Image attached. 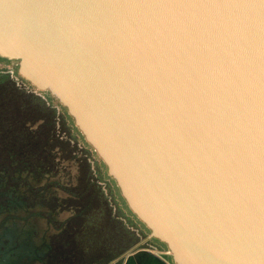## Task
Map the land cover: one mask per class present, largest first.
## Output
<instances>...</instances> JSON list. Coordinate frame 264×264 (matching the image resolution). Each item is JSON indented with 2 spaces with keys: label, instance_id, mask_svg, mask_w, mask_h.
I'll return each mask as SVG.
<instances>
[{
  "label": "water",
  "instance_id": "95a60500",
  "mask_svg": "<svg viewBox=\"0 0 264 264\" xmlns=\"http://www.w3.org/2000/svg\"><path fill=\"white\" fill-rule=\"evenodd\" d=\"M0 59L173 264H264V0H0Z\"/></svg>",
  "mask_w": 264,
  "mask_h": 264
},
{
  "label": "rangeland",
  "instance_id": "374dc122",
  "mask_svg": "<svg viewBox=\"0 0 264 264\" xmlns=\"http://www.w3.org/2000/svg\"><path fill=\"white\" fill-rule=\"evenodd\" d=\"M5 79L22 96L0 85V236L9 245L0 261L122 264L128 253L152 249L169 262L66 111L0 59V82ZM44 107L59 119L52 143L42 133ZM24 123L26 131L19 127Z\"/></svg>",
  "mask_w": 264,
  "mask_h": 264
},
{
  "label": "trees",
  "instance_id": "16d2710c",
  "mask_svg": "<svg viewBox=\"0 0 264 264\" xmlns=\"http://www.w3.org/2000/svg\"><path fill=\"white\" fill-rule=\"evenodd\" d=\"M0 85H2L3 87L5 86L6 88H8V92L11 96L13 97H17V98H21V93L18 91V89L14 88L12 85V83L5 79L2 82H0ZM0 105H4V103H1ZM44 105V104H43ZM45 109V116L43 117V123L46 124V128L44 130H42L43 135L47 138V141H50L51 143L54 141L55 138V134H56V125L57 123V117L55 116V114L53 113V111H51L48 107H44ZM19 118H24V117H19ZM62 125V122H61ZM1 126V125H0ZM21 128H23L24 131H26L28 129V127L26 126V124L24 123L23 126H19ZM42 127L38 126L36 128V130H41ZM29 132H32L30 130H28ZM60 142V141H59ZM67 142V141H66ZM66 145H69L68 142L67 143H63ZM29 156H26V159H28ZM49 170V168L47 169ZM1 195V194H0ZM1 197V196H0ZM3 238H1L0 236V253L2 252L1 250H3V248L8 247L7 245L4 246L3 243ZM6 252V250H4Z\"/></svg>",
  "mask_w": 264,
  "mask_h": 264
},
{
  "label": "flooded vegetation",
  "instance_id": "af4514ba",
  "mask_svg": "<svg viewBox=\"0 0 264 264\" xmlns=\"http://www.w3.org/2000/svg\"><path fill=\"white\" fill-rule=\"evenodd\" d=\"M9 246V245H8ZM169 262H165V260L161 257V254H158L157 251L152 249L145 250H136L134 251V255L125 258L122 264H173L172 258L169 255ZM0 264H5L0 261Z\"/></svg>",
  "mask_w": 264,
  "mask_h": 264
}]
</instances>
